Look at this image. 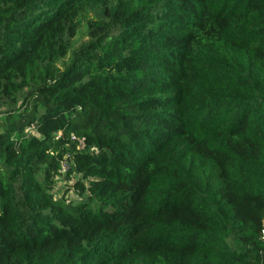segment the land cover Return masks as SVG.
<instances>
[{
	"label": "trees",
	"instance_id": "16d2710c",
	"mask_svg": "<svg viewBox=\"0 0 264 264\" xmlns=\"http://www.w3.org/2000/svg\"><path fill=\"white\" fill-rule=\"evenodd\" d=\"M263 224L264 0H0V264H264Z\"/></svg>",
	"mask_w": 264,
	"mask_h": 264
},
{
	"label": "rangeland",
	"instance_id": "374dc122",
	"mask_svg": "<svg viewBox=\"0 0 264 264\" xmlns=\"http://www.w3.org/2000/svg\"><path fill=\"white\" fill-rule=\"evenodd\" d=\"M54 185L55 190L59 191L58 194H61L62 192H67V194H71L73 192L71 181L68 180L66 183L61 176L56 179Z\"/></svg>",
	"mask_w": 264,
	"mask_h": 264
},
{
	"label": "built area",
	"instance_id": "2783aa9c",
	"mask_svg": "<svg viewBox=\"0 0 264 264\" xmlns=\"http://www.w3.org/2000/svg\"><path fill=\"white\" fill-rule=\"evenodd\" d=\"M260 237L262 240H264V224L262 225L261 231H260Z\"/></svg>",
	"mask_w": 264,
	"mask_h": 264
}]
</instances>
